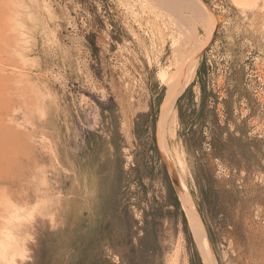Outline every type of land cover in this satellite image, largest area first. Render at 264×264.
<instances>
[{
    "label": "rangeland",
    "instance_id": "1",
    "mask_svg": "<svg viewBox=\"0 0 264 264\" xmlns=\"http://www.w3.org/2000/svg\"><path fill=\"white\" fill-rule=\"evenodd\" d=\"M166 2L0 0V227L23 235L14 264H203L174 172L216 263L264 264V0L252 12L202 0L215 27L175 100L170 161L156 136L168 61L194 38L189 10Z\"/></svg>",
    "mask_w": 264,
    "mask_h": 264
},
{
    "label": "bare ground",
    "instance_id": "2",
    "mask_svg": "<svg viewBox=\"0 0 264 264\" xmlns=\"http://www.w3.org/2000/svg\"><path fill=\"white\" fill-rule=\"evenodd\" d=\"M163 1L169 2L168 5L170 4V2H175V3L179 2L182 6L184 5L187 10H189L190 15L192 17V27H193V29H191L190 31L191 32L190 34L194 38L192 40V43H190L189 41H186L184 42V44L183 43L181 44L180 42L177 45L175 44L176 46L172 48L171 57L168 61L169 62L168 68L174 70L173 79H175V83L171 86V88L168 89L162 101V105H161V108L158 114V120L156 124V134H157L156 136L159 142L158 144H159L160 152L163 154L166 160L170 161L169 159H170L171 153L177 154L178 150L181 147V143L179 141H173L171 142V144L168 145L167 139L169 137L167 138L166 136V134L169 133L167 130L172 125V117L174 118L175 116L174 103L177 97H179L180 94L182 93L183 89L193 80L195 76L196 69L198 67V61H199L198 56L200 55L201 51L206 46L205 44H203L198 49V44L204 35L210 33L213 30V28L215 27V20L211 12L208 11L209 9L202 2V0H163ZM230 1L237 9L242 10L244 12L251 10L252 12V10L257 6L260 0H230ZM172 6L171 8H174V3ZM182 6L180 7L178 5V7L183 9ZM184 35H185V32H184ZM159 76L163 80L169 79L167 70L163 71ZM169 134H172V133H169ZM173 134H174V131H173ZM173 158H175V161L177 164L176 166L180 168L182 172L183 170L182 161L180 160V157L176 155ZM174 171H176V169ZM174 174H176L175 176L176 180L174 182H175L177 196H178L181 208L183 209L185 213L188 227L190 231L192 232L193 238L195 240V243L197 244L198 249L201 252V256L203 258V264H217L215 261L213 251H212L213 248H211V244L208 238L209 236L207 235L204 225L201 222L200 217L198 216L199 214H197L193 208V205L185 189L184 180L182 176L179 175L177 172L176 173L174 172ZM27 198H28V195H24V197L22 198L20 197V199L18 198L17 200H20V201H17L16 204H22V206L24 205L25 207V204H27L28 202V200H26ZM8 201H9L8 202L9 206H10V203L13 204V202H10L11 200H8ZM16 204L14 203L13 205H16ZM13 207H16L15 209H17V206H13ZM15 209L13 211H15ZM20 209L18 210L19 212H20ZM7 211H9V209ZM14 214L15 216H18V214L16 215V212ZM14 214L12 215L14 216ZM6 217L8 218L7 215L5 217L2 216V219H5ZM7 218L6 220H8L9 222L7 223V225L10 226L9 218L8 219ZM11 218L12 217H10V220ZM6 220L1 221V222L2 223L6 222ZM4 226L5 224L0 227V264H14L17 256L23 250L24 238L22 239L20 238L23 235L18 237V234H21V233H18V230H16L17 233L15 231L12 232L11 229L10 230L6 229V226H5V229L3 228L4 231H2L1 229ZM12 227L14 228L15 226L12 225Z\"/></svg>",
    "mask_w": 264,
    "mask_h": 264
},
{
    "label": "water",
    "instance_id": "3",
    "mask_svg": "<svg viewBox=\"0 0 264 264\" xmlns=\"http://www.w3.org/2000/svg\"><path fill=\"white\" fill-rule=\"evenodd\" d=\"M214 36V35H213ZM213 38V37H212ZM174 185H175V182H174Z\"/></svg>",
    "mask_w": 264,
    "mask_h": 264
}]
</instances>
